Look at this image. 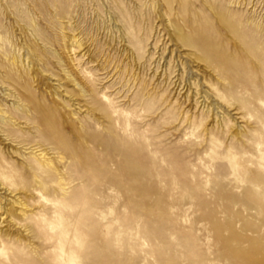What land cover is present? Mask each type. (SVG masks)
Wrapping results in <instances>:
<instances>
[{
	"label": "rangeland",
	"instance_id": "rangeland-1",
	"mask_svg": "<svg viewBox=\"0 0 264 264\" xmlns=\"http://www.w3.org/2000/svg\"><path fill=\"white\" fill-rule=\"evenodd\" d=\"M0 264H264V0H0Z\"/></svg>",
	"mask_w": 264,
	"mask_h": 264
}]
</instances>
